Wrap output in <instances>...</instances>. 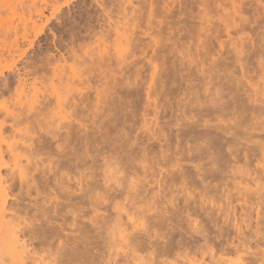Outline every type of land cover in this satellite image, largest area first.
<instances>
[{"label": "rangeland", "instance_id": "rangeland-1", "mask_svg": "<svg viewBox=\"0 0 264 264\" xmlns=\"http://www.w3.org/2000/svg\"><path fill=\"white\" fill-rule=\"evenodd\" d=\"M0 170V207L37 230L43 264L47 249L123 264L143 240L142 259L167 242L180 259L160 262L219 256L244 195L264 194V0H0ZM64 215L70 228L43 244Z\"/></svg>", "mask_w": 264, "mask_h": 264}, {"label": "bare ground", "instance_id": "bare-ground-1", "mask_svg": "<svg viewBox=\"0 0 264 264\" xmlns=\"http://www.w3.org/2000/svg\"><path fill=\"white\" fill-rule=\"evenodd\" d=\"M119 36H121V34H119ZM123 38V37H122ZM122 47V46H121ZM121 49V48H120ZM123 55V54H122ZM123 57V56H122ZM60 97V99L62 100V97L61 96H59ZM101 98V97H100ZM99 98V99H100ZM59 99V100H60ZM60 100V101H61ZM60 101H59V103L58 104H60ZM44 104V103H43ZM61 107V106H60ZM77 107V106H76ZM79 109V108H78ZM75 111V110H74ZM78 111V110H77ZM76 112V111H75ZM73 113V112H72ZM77 113V112H76ZM75 113V114H76ZM55 141V140H54ZM46 144V143H45ZM27 146V145H26ZM30 146V145H29ZM44 146V145H43ZM48 146V145H47ZM60 146V145H59ZM31 147V146H30ZM29 147V148H30ZM41 147V146H40ZM75 147H77V146H75ZM66 148V147H65ZM88 148V147H87ZM34 149V148H33ZM41 149V148H40ZM75 149V148H74ZM73 149V147H72V150H74ZM83 149V148H82ZM35 150V149H34ZM33 150V151H34ZM71 150V149H70ZM72 150H71V152H72ZM25 151V150H24ZM38 151V150H37ZM75 151H77L78 153V155H79V149H77V150H75ZM75 151H74V153H75ZM26 152V151H25ZM68 152V151H67ZM67 152H64V153H66L67 155H68V153ZM70 152V151H69ZM4 153V152H3ZM31 153V152H30ZM35 154H36V152H34ZM6 154V153H5ZM8 154L9 155H11V156H13V157H15V155H14V150L13 149H9L8 150ZM7 154V155H8ZM16 154V153H15ZM62 154H63V152H62ZM2 155H4V154H2ZM37 155H38V153H37ZM70 155V154H69ZM72 155V154H71ZM77 155V156H78ZM5 156V155H4ZM32 156V155H31ZM80 156V155H79ZM19 157V156H18ZM63 157V162H61V165H62V163H63V165L65 166V167H67L68 165H69V163H68V161H67V163H68V165L66 166L65 165V163H64V161H65V159H64V155L62 156ZM65 157H67V156H65ZM74 158H76V159H78V157H75V156H73ZM2 159H3V157H2ZM30 160V159H29ZM70 160V159H69ZM31 161V160H30ZM73 161V160H72ZM4 162V161H3ZM71 162V161H70ZM5 163V162H4ZM75 163V162H74ZM74 163H72V164H74ZM77 163V162H76ZM79 164V163H78ZM71 165V164H70ZM3 166H5L6 168H9V165L8 164H6L5 163V165H3ZM74 167L76 166V165H73ZM79 166V165H78ZM71 167V166H70ZM77 167V166H76ZM72 168V167H71ZM60 170V169H59ZM1 171V170H0ZM10 172V171H9ZM1 173V172H0ZM21 177L24 179V177H25V175L23 174L24 172L23 171H21ZM14 174V173H13ZM13 174L11 173L10 175L11 176H13ZM9 177V176H8ZM7 177V178H8ZM216 179L218 178V177H215ZM216 179H214V180H216ZM21 180V179H20ZM25 180V179H24ZM59 180V179H58ZM220 182L222 181L221 179H218ZM23 181V180H22ZM218 181V182H219ZM76 182V181H75ZM222 183V182H221ZM189 184V183H188ZM58 185H59V183H58ZM186 185V184H185ZM37 186H39V185H37ZM27 187V186H26ZM40 187V186H39ZM44 187V186H43ZM42 187V188H43ZM41 188V187H40ZM50 188V187H49ZM37 189H39V188H37ZM52 189V188H51ZM50 191V190H49ZM67 192H70V191H67ZM41 193V192H40ZM44 193V192H43ZM75 194V192H71V194ZM242 193V192H241ZM68 194V193H67ZM259 195H260V197L259 198H257V199H255L254 201H253V198H251V199H248L247 198V196L248 195H244V197L246 198L245 199V204L247 205V207H246V209L249 207L250 209H253V210H251V211H249L248 209L246 210V212H249V213H244V214H242V215H246L244 218H242V219H244L243 220V223H247V222H249L248 223V225L245 227L246 228V230H244L245 228H243V226H245V225H243L242 224V222H241V226H239L238 224H240L238 221H237V219L239 218V216H242V215H238V217H236L237 216V214H236V216L235 215H233V219L235 220V225L234 224H232L233 226H234V228H235V231L234 232H236L237 231V233H234L235 235L236 234H238V242H237V244H235V242L236 241H234V239L236 238H234L233 236V238L234 239H232L231 241H227V243L226 242H224V243H222V241L221 242H219L218 241V243H222V246H223V244H227L226 245V248H223V250H222V253L219 255V256H217V255H215V254H210V253H208L207 252V250H205V253L207 252L208 254H210L209 256H210V259H211V261H210V264H225L226 263V259H225V255L227 254L228 255V253H231L232 251H233V253H234V251L235 252H240L241 250H244L245 248H248V257L249 258H247L246 260H244V262H242V263H238V264H264V250H260V248H261V246H264V211H262L263 209L262 208H260L259 206L260 205H264V194H260V192L258 193ZM69 196L71 197V195H70V193H69ZM92 196V195H91ZM192 196V195H191ZM88 197V196H87ZM162 197V196H161ZM57 198V197H56ZM89 198V197H88ZM203 197H201V199H202ZM6 198H4V202H3V205L0 207V247H2V248H0V249H2L3 251V259L0 257V264H43V262H45L44 260V257H42V256H39V254H38V252L32 247L33 245H32V243H28V241H27V237H29L28 239H30V241H34L33 239L35 238V239H37L36 237H33V236H36L34 233L37 231L36 230V228H34V230H36L35 232L33 231V229H31L32 231H28L27 229H26V227H27V225L25 224H23V226H22V224L17 220V222H16V220H15V218H17L16 217V215H15V218H14V220L12 219V220H7L6 219V203H7V201L5 200ZM72 199H73V197H72ZM191 199V198H190ZM230 199V198H229ZM91 200V199H90ZM195 200V199H194ZM84 201V200H83ZM92 202V201H91ZM0 203H2V202H0ZM78 203V202H77ZM79 203H81L80 201H79ZM202 203V202H201ZM230 203H232L231 205H233V202L231 201H229V205H230ZM228 205V204H227ZM228 205V206H229ZM245 205V206H246ZM227 206V207H228ZM200 207V206H199ZM232 207V211H234V207L233 206H231ZM254 207H256V208H258V211H256V214H258L257 216H258V218L257 219H259V222H258V225H256V227L255 228H253V224L251 223V221H252V219L253 218H251V213H252V215H253V212L256 210V209H254ZM195 208H196V206H195ZM195 208H194V210H195ZM229 208V207H228ZM227 209V208H226ZM261 209V210H260ZM8 210H9V208H8ZM197 212H198V208H197V210H196ZM227 212V211H226ZM258 212V213H257ZM42 213V212H41ZM69 213V212H68ZM73 213H75V212H71V214H73ZM195 214L197 215V213H193V214H191V216H195ZM201 215V214H200ZM200 215H199V213H198V215L196 216V218L193 220V224H194V230H195V233H197L196 235L197 236H199V235H201L202 237H204V241H203V243H207V242H209L208 240H210V237H209V233H210V231L212 230H208V229H206V227H203L202 226V223H201V221L199 220L201 217H200ZM230 215V211H228V213H227V216L226 217H228ZM9 216V215H8ZM61 216V215H60ZM164 216V215H163ZM190 216V215H189ZM190 216V217H191ZM225 216V215H224ZM13 217V216H12ZM11 217V218H12ZM78 217L79 216H77V214L75 213L74 214V217H73V222H72V224H71V228H74V230H75V228L78 226V225H76L75 224V222L77 221L78 222ZM200 217V218H199ZM208 217V216H207ZM253 217V216H252ZM64 220H63V223L62 224H57V225H59V230L58 229H56V228H54L53 226H52V228H54V229H52L51 231H49V233H46L43 237H42V239L40 238V240L41 241H43V244H46L47 246L49 245H51V241H53L56 237H58V238H60V232L61 231H64L65 232V230H68L69 228L67 227V221L68 220H66V215H64V217H62ZM163 218V217H162ZM192 218V217H191ZM230 218V217H229ZM237 218V219H236ZM167 219V218H166ZM165 219V220H166ZM169 219V218H168ZM212 220V219H211ZM231 220V219H230ZM230 220H228V222H230ZM239 220H240V218H239ZM58 222V221H57ZM56 222V223H57ZM76 222V223H77ZM202 222H203V220H202ZM237 222H238V224H237ZM191 223V222H190ZM227 223V222H226ZM231 223V222H230ZM233 223H234V221H233ZM69 224V223H68ZM220 226V225H219ZM66 227L68 228V229H66ZM223 227V226H222ZM229 227H230V225H229ZM224 228V227H223ZM225 228H226V226H225ZM224 228V230L222 231V230H220L219 232H221V234L223 233V232H225V229ZM228 228V227H227ZM30 229V228H29ZM51 229V228H50ZM77 229V228H76ZM232 229H233V227H232ZM206 230H207V232H208V234L206 233ZM216 230H217V228H216ZM218 231V230H217ZM218 232V233H219ZM230 232V231H229ZM233 232V231H232ZM62 233V232H61ZM213 233V232H212ZM212 233H211V235H212ZM216 233V232H215ZM32 234H34V235H32ZM37 234V233H36ZM63 234V233H62ZM206 234L208 235V237L206 236ZM226 232L225 233H223V235L224 236H226ZM218 235H220V233L218 234ZM217 235V236H218ZM200 236V237H201ZM214 236H215V234H214ZM214 236H213V238L212 239H214ZM227 236H229L228 234H227ZM212 237V236H211ZM221 237V236H220ZM39 238V237H38ZM205 238H208L207 240L205 239ZM218 240H220L219 239V237H216ZM215 238V239H216ZM227 238V237H226ZM230 238V237H229ZM147 239V238H146ZM196 239H198V237H196ZM200 240H202V238H199ZM214 239V240H215ZM29 241V242H30ZM144 241V240H143ZM143 241L141 242V240H140V242L141 243H136L135 241L134 242H132V252H131V254L130 255H126L125 257H124V259H122L123 261V264H168L169 263V261L168 262H164V260H166V259H162L161 258V260L163 261V262H160V259H159V256L160 257H162L161 255H163L164 257H169L170 255L169 254H171V252L173 251V250H175V249H177V245L175 246V248H174V243H173V245H172V242H171V244H170V242L168 243H166V244H164V245H166L167 246V244H170L169 246H170V248L168 249V247H166V246H163L165 249H162V246H161V252L160 253H162L161 255H159L160 253L159 252H157L156 253V256L154 255V256H151V258H147V259H142L140 256H138L137 254L139 253V252H142V250L145 248L143 245H142V243H143ZM198 241V240H197ZM196 241V242H197ZM205 241H207V242H205ZM138 242H139V240H138ZM149 242H151L150 240H149ZM149 242H147V240H146V242L145 243H149ZM199 242V241H198ZM197 242V244H199ZM201 242V241H200ZM215 242L216 243H213L212 242V244L214 245L215 244V246L216 247H214L212 244V246L214 247V248H217V240H215ZM39 243V242H38ZM144 243V244H145ZM112 244V243H111ZM111 244L109 245V246H111ZM151 244H153L152 242H151ZM209 243H207L206 245H208ZM253 244H255L256 246H257V248H258V250L256 251V252H250V250H251V246L253 245ZM154 245V244H153ZM172 245V246H171ZM188 245H189V243H188ZM191 245V244H190ZM189 245V247H191ZM210 245V244H209ZM208 245V247H210ZM221 245V244H220ZM147 246V245H146ZM185 246H187V245H185ZM193 246V245H192ZM32 247V248H31ZM42 247H45V246H42ZM144 247V248H143ZM148 247H149V245H148ZM155 247V246H154ZM153 246H152V248H154ZM173 247V248H172ZM194 247V246H193ZM197 247V246H196ZM195 247V248H196ZM203 247H204V244H203ZM203 247H201V248H203ZM147 248V247H146ZM151 248V247H150ZM152 248H151V250H152ZM200 248V249H201ZM219 248H220V246H218V250H217V252L219 251ZM222 248V247H221ZM156 249L159 251L160 250V248L158 249V247H156ZM187 249H188V247H187ZM191 249H192V247H191ZM198 249V248H197ZM211 249V248H210ZM209 249V250H210ZM151 250H149L150 252H151V255L152 254H154L153 253V251L155 252V250H153V251H151ZM164 250H166V251H164ZM190 250V249H189ZM188 250V251H189ZM202 250V249H201ZM213 250V249H212ZM43 251H45L46 253H48L49 254V257L51 258V260H50V264L51 263H54V264H68V262L66 263V257L65 256H63V255H61L60 253H58V252H54V253H52V251L50 250V249H47V250H43ZM146 251H148V249L146 250ZM185 251V250H184ZM192 251H193V249H192ZM194 251L196 252V250L194 249ZM165 252V253H164ZM199 252V251H198ZM202 252H203V250H202ZM216 252V251H215ZM174 253H176V250L174 251ZM187 253V252H186ZM197 253V252H196ZM205 253H203L204 255H203V257H202V259H200L201 261H198V260H196V259H190V257L189 256H186V254L185 255H182V258L184 259V260H186V262L185 263H188V264H209V263H206L207 261H206V254ZM78 254H79V252L78 251H75L74 252V254H73V256H74V258H76V259H70V262L73 264V263H79L77 260H78ZM173 254V253H172ZM171 254V257L174 255V256H176V254H173L172 255ZM179 254V253H178ZM178 254H177V257H179V259H180V256H178ZM190 254V253H189ZM195 254V253H194ZM158 255V256H157ZM166 255H168V256H166ZM191 255V254H190ZM226 255V256H227ZM6 256V257H5ZM173 256V257H174ZM196 256V255H195ZM198 256V255H197ZM5 257V258H4ZM163 257V258H164ZM171 257H169V258H167L168 260L171 258ZM177 257H175L176 259H177ZM189 257V258H188ZM174 258V259H175ZM195 258H197V257H195ZM207 258H208V256H207ZM183 259H181V260H183ZM118 260V259H117ZM117 260H113L111 263H109V264H114V262H115V264H120V262H119V260H121V259H119L118 261ZM176 261H178L179 262V260H175L174 262H176ZM184 262V261H183ZM81 264V263H80ZM170 264H172V262L170 263ZM178 264V263H177Z\"/></svg>", "mask_w": 264, "mask_h": 264}]
</instances>
